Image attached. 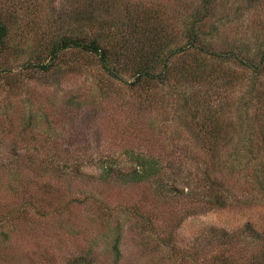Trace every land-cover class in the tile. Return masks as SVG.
<instances>
[{
    "label": "rangeland",
    "instance_id": "rangeland-1",
    "mask_svg": "<svg viewBox=\"0 0 264 264\" xmlns=\"http://www.w3.org/2000/svg\"><path fill=\"white\" fill-rule=\"evenodd\" d=\"M200 1L0 0V264H69L80 255L82 264H210L211 228L237 232L249 223L264 235V197L255 188L254 199L242 195L252 186L224 207L208 209L206 200L208 179L247 184L253 164L245 149L264 127V109L253 105L257 89L264 96V75L255 79L234 59L183 52L163 82L132 83L133 50L154 38L163 59L185 43V21L201 14ZM206 15L199 27L213 51L241 50V60L258 61L264 0H217ZM64 37L95 39L118 77L78 47L54 58ZM120 52L122 66L113 62ZM182 60L198 62L210 81L186 82L176 71ZM49 62L47 71L39 67ZM222 105L211 150L203 117ZM135 154L162 169L155 183L103 178L108 162L127 177ZM176 169L174 187L165 177ZM165 179L170 194L155 190ZM251 246L239 264L258 250Z\"/></svg>",
    "mask_w": 264,
    "mask_h": 264
},
{
    "label": "trees",
    "instance_id": "trees-1",
    "mask_svg": "<svg viewBox=\"0 0 264 264\" xmlns=\"http://www.w3.org/2000/svg\"><path fill=\"white\" fill-rule=\"evenodd\" d=\"M216 1L217 0L200 1V3L197 6V9L199 12H201V14L197 13L194 19H192L191 21H185L186 24L185 43L179 45L178 47H175L170 52L166 53L163 59H161L162 57L160 56L161 55V52L159 50L160 44L157 45L156 40L154 38H149V37L147 38V43L149 44L148 47L147 46L144 47L142 42L140 48L137 47L135 50H133V52L136 53V56L134 59H130V64H129L133 77L132 83L139 84L141 86H146L147 83H151V81L163 82L167 78L166 75L168 72L167 65L168 63H170L171 59L173 58L172 56L177 53L181 54L183 52L193 53L203 58L209 57V55H214L219 60H224V61H230L234 59L243 66V69L250 68L252 70L253 77L255 79L258 78L260 75H264V49L263 51H261L260 53L261 55L258 61L253 62V61H249L248 59L241 60L240 58L241 54H239L242 52L241 50H239L238 52H234V50L216 52L211 49L210 45L206 44L208 41L207 37L209 36L205 37V35L203 34V32L199 27V23L207 16L206 15L207 10ZM5 33H6V28L0 22V42L3 41ZM69 46H74V47H78V49L80 50H87L89 52H93L99 58L98 60L101 66L107 72H109V74L112 77L115 78L118 77L116 70L112 65V60L111 58L108 57V53H107L108 50L105 47L100 46L95 39H92L86 43V42H82L81 40L73 39L71 37H64L61 39L60 43L55 46V49L52 50L53 52L52 54L54 58L57 57V52H59V50ZM121 53L122 52H120L119 55L116 56L115 61H113L115 62L116 65L119 66H122L121 58L126 57V55L120 57ZM159 65H161L160 67L161 69H158L159 71H155L157 70V67ZM39 67L42 70L47 71L50 67H52V64L51 62L40 64ZM176 71L179 74H181L182 78L186 82L188 83L192 82L195 88L196 86L205 85V83L210 81L211 79V77H208L207 75L205 76L202 75V72L206 73V71H204L203 67L198 66V62L189 65V63L186 60H182L180 65L177 67ZM257 91H258V95L256 96V99L254 97L253 105H256V107L259 106L258 107L259 109H264L263 91L261 89L260 90L257 89L256 92ZM182 97H185V93L184 96ZM187 98L188 97H185V100L188 101ZM247 100L250 102V97H248ZM201 104L205 106V108H209V102L202 100L200 101V105ZM184 105H187V103H185ZM223 111H224V105L219 106L218 108L215 107L213 110V115L208 114V116L203 117L204 122L207 125L204 131V135L206 136L208 141L213 144L212 145L210 143L211 150H217V144H218L217 134L219 133L218 123L220 121L219 119H222L220 118V116H222ZM261 114L264 115V112H261ZM262 122H263L262 124H264V119L262 120ZM254 123L251 124H253L254 126L255 125ZM248 126L251 127L250 125ZM256 126L259 129H261L260 126L258 125ZM241 128L240 131L235 130V133H237L236 135L237 137L236 136L234 137L238 138V134L241 135L242 132ZM261 131H262L261 133L262 136H260V139H258L257 143L255 141V145L253 146V148L252 145H250V147H246L245 149L252 154L250 161H252L253 164L252 169L247 173V181H245L247 182V184L242 182L241 185L233 184L232 186L228 187L227 185H225V182L223 180L217 181V179H212V178L211 180L208 179V186L210 187V191L208 192V194H206L208 209L220 208L226 206V204H229L231 198H233V196L235 195L234 191H238V190L246 191V187H248L249 185L252 186V189L250 187L249 190L246 191V193H242V195L244 194V196H250L253 197L252 199H254L257 190L264 197V127L261 129ZM222 136H226L225 131L222 133ZM224 139L225 138H223V140ZM222 145L225 144L222 143ZM135 155H136L135 159L137 160V163L135 164L131 163V169H129L130 171L127 173L126 175L127 177L123 178L122 173L119 171L111 172L112 167L115 166L114 165L115 163L108 162L107 163L108 168L104 170L106 172V175L103 178L107 180L111 179L112 181L115 180L153 181V183H155L156 174L161 172L162 169L156 166V161H153L154 160L153 157H148L143 154H135ZM255 161H257L256 165H255ZM219 163L221 164L222 167V163L221 162ZM224 166L227 169L229 168L228 165L227 166L224 165ZM74 170H77V166H74ZM225 171L226 173H228V170ZM178 172L179 169L172 170V172L169 173L165 178H171V182L174 185L175 182L173 180H176L178 178V176L175 175ZM229 172L232 171L229 170ZM207 176L209 177V175ZM165 180L162 184L161 181L157 183V185L155 186L156 188L155 190L162 191L164 194H170L173 192L172 191L173 189L167 183V180L166 181ZM254 188L256 190H254ZM230 189L232 190L231 192ZM182 190L183 187L180 189V191ZM116 241L118 242V237ZM116 244L117 243L115 242V244L113 245V249L115 251V254L118 256L119 249L117 248ZM196 244H200V243L198 242ZM205 245L209 247L211 251V255L209 256V258L211 259V261H209L210 264H239V259L244 258L242 251H245L251 245H255V248L258 249L259 251L251 250L250 258L244 264H264L260 262L261 259L259 256L260 252L261 253L263 252L264 255V235H261L259 232L255 231L251 226V224L249 223H246L237 232H228L223 229L211 228L210 230H208L207 236L205 238ZM82 263H85V258L80 255L72 258L69 264H82Z\"/></svg>",
    "mask_w": 264,
    "mask_h": 264
}]
</instances>
